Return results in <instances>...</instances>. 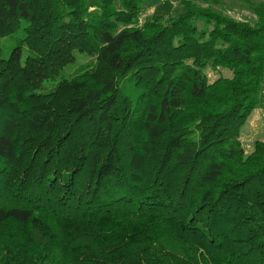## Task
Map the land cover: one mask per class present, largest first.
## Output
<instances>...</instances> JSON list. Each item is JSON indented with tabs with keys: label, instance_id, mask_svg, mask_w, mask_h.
<instances>
[{
	"label": "trees",
	"instance_id": "1",
	"mask_svg": "<svg viewBox=\"0 0 264 264\" xmlns=\"http://www.w3.org/2000/svg\"><path fill=\"white\" fill-rule=\"evenodd\" d=\"M149 2L0 0V264H264V1Z\"/></svg>",
	"mask_w": 264,
	"mask_h": 264
},
{
	"label": "rangeland",
	"instance_id": "2",
	"mask_svg": "<svg viewBox=\"0 0 264 264\" xmlns=\"http://www.w3.org/2000/svg\"><path fill=\"white\" fill-rule=\"evenodd\" d=\"M157 0H150L149 4L145 7V11L140 18L139 24H142L145 18H150L153 15L164 14L165 18L172 17L176 11L179 10V0H164L160 3H155ZM201 6H211L213 9L223 11L236 21H245L253 18L252 14L246 9L242 3L243 0H195ZM255 3L264 0H252ZM89 4H93L96 0H87ZM177 14V13H176ZM200 27V26H199ZM6 55V54H5ZM86 60L79 59L75 66L68 71L72 73L79 66L85 64ZM205 75L209 83H212L219 77L229 78L231 73L222 69H205ZM255 141H264V110L257 109L253 111L248 118L246 124L241 129L240 142L244 149L245 154L252 150V145Z\"/></svg>",
	"mask_w": 264,
	"mask_h": 264
}]
</instances>
